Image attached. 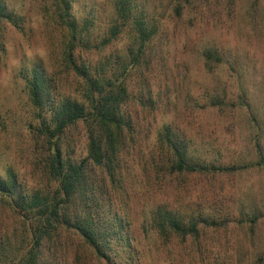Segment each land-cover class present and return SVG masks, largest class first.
Listing matches in <instances>:
<instances>
[{"label": "rangeland", "instance_id": "374dc122", "mask_svg": "<svg viewBox=\"0 0 264 264\" xmlns=\"http://www.w3.org/2000/svg\"><path fill=\"white\" fill-rule=\"evenodd\" d=\"M141 1L159 30L149 63L132 79L136 98L129 108L137 134L121 182L109 180L114 187L96 198L110 207L108 222H117L110 218L115 208L123 214L127 239L111 245L113 260L105 262L64 234L63 257L54 254L46 264H264V162L257 164L254 145H261L264 156V0ZM12 2L23 22L20 30L7 22L0 28V175L11 169L25 189L53 191L21 74L39 64L54 74L61 94L73 91L75 81L60 66L64 32L46 14L44 1ZM111 7L110 0L73 2L80 19L95 16L89 26L94 35L107 28ZM123 45V39L113 40L101 55ZM204 48L220 59L205 65ZM224 92L226 106L209 105L211 96ZM163 123L185 138L194 163L243 167L171 171L154 139ZM62 145L67 156L84 157V126L68 130ZM161 206L198 221V235L164 239L151 220ZM24 231L23 218L0 199V264H13L30 247Z\"/></svg>", "mask_w": 264, "mask_h": 264}, {"label": "trees", "instance_id": "16d2710c", "mask_svg": "<svg viewBox=\"0 0 264 264\" xmlns=\"http://www.w3.org/2000/svg\"><path fill=\"white\" fill-rule=\"evenodd\" d=\"M43 1L46 14L64 32L60 66L71 75L75 87L61 94L54 74L39 64L21 74L37 121L32 132L35 140L41 142L42 167L55 183V189L45 192L25 189L11 169H7L5 176L0 175V199H5L23 218L25 238L30 244L22 257L13 259V264H46L57 253V257H63L59 252L64 234L77 237L96 258L109 262L113 260L111 245L127 239V234L122 229L119 216L122 213L115 208L110 218L117 222H108L111 209L96 198L106 186L114 187L108 182L119 184L122 180L126 156L138 128L129 108L136 98L132 79L150 61L159 24L141 0H110V22L101 35H94L89 26L95 16L90 14L81 19L76 16L74 0ZM12 3L0 0V28L2 22H7L20 30L23 17ZM118 38L124 40L121 50L102 56L106 47ZM200 55L205 65L220 59L211 48H204ZM209 99L212 101L209 105L218 109L229 100L225 92L221 98ZM231 105L239 107L241 103ZM78 124L84 126L86 154L74 158L65 154L62 141L66 132ZM154 139L166 157L167 166L177 173L222 172L243 167L194 163L185 138L168 123L155 129ZM254 145L257 164L264 162L261 145L258 142ZM151 220L164 239L170 235H198V221L192 217L185 220L164 206L153 210Z\"/></svg>", "mask_w": 264, "mask_h": 264}]
</instances>
